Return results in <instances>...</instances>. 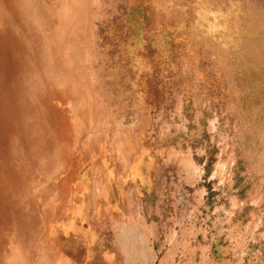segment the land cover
I'll return each mask as SVG.
<instances>
[{
  "label": "rangeland",
  "instance_id": "rangeland-1",
  "mask_svg": "<svg viewBox=\"0 0 264 264\" xmlns=\"http://www.w3.org/2000/svg\"><path fill=\"white\" fill-rule=\"evenodd\" d=\"M0 264H264V0H0Z\"/></svg>",
  "mask_w": 264,
  "mask_h": 264
},
{
  "label": "bare ground",
  "instance_id": "bare-ground-1",
  "mask_svg": "<svg viewBox=\"0 0 264 264\" xmlns=\"http://www.w3.org/2000/svg\"><path fill=\"white\" fill-rule=\"evenodd\" d=\"M49 208V207H48ZM51 208V207H50ZM58 211V210H57ZM56 214H57V212H56Z\"/></svg>",
  "mask_w": 264,
  "mask_h": 264
}]
</instances>
